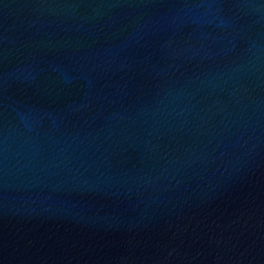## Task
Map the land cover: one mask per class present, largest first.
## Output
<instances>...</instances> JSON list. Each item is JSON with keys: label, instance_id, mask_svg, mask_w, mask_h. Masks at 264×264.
I'll return each mask as SVG.
<instances>
[{"label": "water", "instance_id": "95a60500", "mask_svg": "<svg viewBox=\"0 0 264 264\" xmlns=\"http://www.w3.org/2000/svg\"><path fill=\"white\" fill-rule=\"evenodd\" d=\"M0 264H264V0H0Z\"/></svg>", "mask_w": 264, "mask_h": 264}]
</instances>
